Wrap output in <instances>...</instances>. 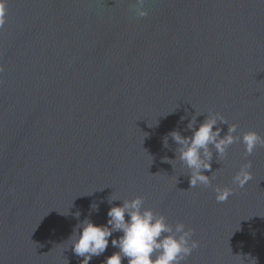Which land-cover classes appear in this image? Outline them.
I'll return each instance as SVG.
<instances>
[{
  "label": "water",
  "instance_id": "1",
  "mask_svg": "<svg viewBox=\"0 0 264 264\" xmlns=\"http://www.w3.org/2000/svg\"><path fill=\"white\" fill-rule=\"evenodd\" d=\"M134 3L6 0L0 264H80L67 240L86 217L106 224L112 193L142 196L193 228L199 247L187 264H241L238 254L264 264V147L245 157L237 142L218 163L214 153L208 188H189L186 168L162 162L177 147L171 137L163 147V137L190 136L195 109L205 113L197 127L212 111L237 134L264 136V0H145L143 18ZM248 160L253 179L240 188L232 177ZM215 186L233 194L217 202ZM92 203L99 212L89 216ZM68 209L79 221L62 215ZM115 251L110 238L90 264Z\"/></svg>",
  "mask_w": 264,
  "mask_h": 264
},
{
  "label": "clouds",
  "instance_id": "2",
  "mask_svg": "<svg viewBox=\"0 0 264 264\" xmlns=\"http://www.w3.org/2000/svg\"><path fill=\"white\" fill-rule=\"evenodd\" d=\"M144 5L145 0H135L132 8L137 17L143 18L148 15ZM5 13L6 0H0V28L5 23ZM3 71V66L0 65V72ZM203 114L205 113L196 109L192 114L185 128V131H191L190 136L182 135L180 130L174 129L163 137V147L169 148V137L177 147L174 150L175 158L164 157L162 162L172 165L173 169L174 162H179L181 167L186 168L189 188L198 185L204 188L212 186L215 175V171H212L214 153L217 162L224 159L228 148L237 142L244 145L245 157L252 155L258 146L264 147V136L254 130L237 134L238 125L229 124L219 112H207L205 119L197 127V117ZM185 119L187 117H180L181 122ZM224 124L228 125L227 132L221 136L223 131L221 125ZM251 168L250 160L242 164L232 177V183L243 188L253 179ZM205 170L210 171L211 175H205ZM213 191L216 201L220 203L225 202L233 194V189L230 187L215 186ZM114 201H122V203L115 206ZM107 202L112 206L107 212L106 224H96L87 217L79 221L80 211L69 212L73 202L68 211L62 214L65 216L72 214L79 221L67 241H71L69 247L73 254L82 258L80 264H90L94 257L104 254L109 247L110 238L111 246L118 251L107 256L102 264H122V260L125 259L127 264H187V258L199 247V242L193 239V228L187 227L180 221L169 222L164 214L154 211L151 207H145V199L142 196L121 200L112 193L107 198ZM91 212H99L97 203L90 205L89 216ZM114 233L122 234L116 238ZM233 256L239 257L241 264H244V257L239 254ZM249 261L257 264L254 258H249Z\"/></svg>",
  "mask_w": 264,
  "mask_h": 264
}]
</instances>
